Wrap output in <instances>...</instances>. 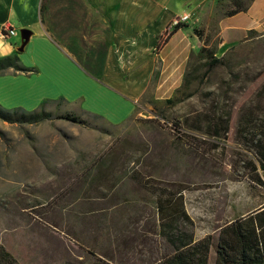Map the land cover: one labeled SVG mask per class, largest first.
Returning <instances> with one entry per match:
<instances>
[{
	"label": "rangeland",
	"instance_id": "rangeland-1",
	"mask_svg": "<svg viewBox=\"0 0 264 264\" xmlns=\"http://www.w3.org/2000/svg\"><path fill=\"white\" fill-rule=\"evenodd\" d=\"M191 1L175 17L190 14L192 32H199L202 44L214 49L225 64L207 70L204 59H198L199 50L190 54L182 82L171 96L160 101L146 96L140 102L143 108L117 127L60 102L43 106L53 115L50 120L29 124L0 119V245L18 264H95L91 253L111 255L120 264H145L164 252V242L151 232L156 197L129 179L132 171L153 186L182 190L197 238L211 234L215 239L220 225L261 202L264 194L243 176L242 164L252 157L236 127L243 110L264 119V31L234 47L220 48L217 23L230 0ZM58 2L55 29L61 18L63 22L55 39L68 41L69 31L75 37L80 30L68 10L83 7L77 0H64L62 7ZM47 25L51 31L50 20ZM104 54L99 44L94 53L81 47L78 57L83 65L90 64L87 56L95 58L97 67L92 70L98 71ZM2 74L0 107L33 111L19 106L24 102L16 94L18 87H6ZM67 113L83 123L56 118ZM204 114L229 119L224 139L205 140L202 132L209 120ZM174 124L192 133L176 134ZM192 125L201 130H192ZM100 156L115 160V187H110L112 177L109 189L91 187L90 168ZM127 231L131 235L122 237ZM214 257L211 248L209 264Z\"/></svg>",
	"mask_w": 264,
	"mask_h": 264
},
{
	"label": "crops",
	"instance_id": "crops-1",
	"mask_svg": "<svg viewBox=\"0 0 264 264\" xmlns=\"http://www.w3.org/2000/svg\"><path fill=\"white\" fill-rule=\"evenodd\" d=\"M77 2L83 11L75 8L68 13L73 12L80 30L75 37L69 31L70 39L59 41L55 33L63 19L55 29V0H47L42 12L41 0H0V58L18 52L21 30L30 32L18 53L21 65L32 71L23 74L10 69L2 74L6 87L11 91L18 87L16 94L24 102L19 105L23 109L39 110L60 102L64 108L120 126L143 108L140 102L146 96L154 101L168 99L182 82L190 54L203 47L188 23L174 30L164 46L157 44L166 26L187 10L191 0ZM58 4L62 7L64 0ZM4 25H9L14 35L4 36ZM217 27L219 47L224 49L245 42L251 31L263 32L264 0H253L245 12L222 16ZM99 44L105 54L100 69L94 71L95 58L87 56L90 64L83 65L78 54L81 47L94 53Z\"/></svg>",
	"mask_w": 264,
	"mask_h": 264
},
{
	"label": "trees",
	"instance_id": "trees-1",
	"mask_svg": "<svg viewBox=\"0 0 264 264\" xmlns=\"http://www.w3.org/2000/svg\"><path fill=\"white\" fill-rule=\"evenodd\" d=\"M252 1L230 0V7L226 8L223 16H234L247 11ZM46 2L47 0H41V12ZM178 27H175L171 34ZM194 34L202 40L199 32L194 30ZM256 35V32L251 31L244 41H248ZM214 54V49L207 48L206 44L198 51V59L199 61L204 59L202 65H207V70L225 64L223 57L217 58ZM10 69L14 73L23 74L32 71L21 65L18 52L0 58V74ZM195 71L196 69L193 68L188 72V75L193 77ZM204 115L209 120L206 130L202 132L205 140L224 139L229 132V119L222 114H218L216 119L206 116L207 114ZM52 117L53 115L45 111L43 106L39 110L28 113L20 108L4 110L0 107V119L9 123L34 124L50 120ZM56 118L78 124L83 123L82 119L72 113L58 115ZM210 119H214V122L211 123ZM173 126L179 130L176 134L189 136L192 133L186 132L176 124ZM190 127L194 131L201 130L198 126ZM236 130L237 136L241 139L240 142L252 157L242 164L243 176L252 189L264 194V119L258 120L250 109L243 110L237 119ZM114 162L115 160H107L105 156H100L93 163L90 170L94 171V175L91 177L90 184L94 186L91 187L107 188L111 177L114 182H111L110 187H115L117 178L114 175ZM128 175L133 183L156 197L154 200L156 222H154L151 232L164 242L165 250L161 254L157 252V255L150 258L151 260L146 261L145 264H209L211 248H214L215 253L213 264H264V195L256 207L220 225L217 228L215 239L211 234L197 238L194 222L185 210L182 190L177 188L169 190L166 187L153 186L149 180H144L137 172L132 171ZM127 202V200H123L122 204L129 206L130 204ZM130 232L127 231L122 237H129ZM91 255L95 259V264H120L118 261L114 262L111 255H107L109 258L102 255L106 259L92 253ZM0 264H18L15 258L1 245Z\"/></svg>",
	"mask_w": 264,
	"mask_h": 264
},
{
	"label": "built area",
	"instance_id": "built-area-1",
	"mask_svg": "<svg viewBox=\"0 0 264 264\" xmlns=\"http://www.w3.org/2000/svg\"><path fill=\"white\" fill-rule=\"evenodd\" d=\"M190 19V14H182L178 17H174L170 23L166 26L165 30L163 31V33L161 34V36L158 38V47H162L166 44V42L168 41V39L171 36V32L173 31V29L175 27L184 25L186 23H188ZM14 30L9 26V25H4L2 28V34L4 36H12L14 35Z\"/></svg>",
	"mask_w": 264,
	"mask_h": 264
},
{
	"label": "water",
	"instance_id": "water-1",
	"mask_svg": "<svg viewBox=\"0 0 264 264\" xmlns=\"http://www.w3.org/2000/svg\"><path fill=\"white\" fill-rule=\"evenodd\" d=\"M21 39H22V43L21 46L17 49V51L20 53L23 50V47L25 46L28 38H29V34L30 32L28 30H21Z\"/></svg>",
	"mask_w": 264,
	"mask_h": 264
}]
</instances>
